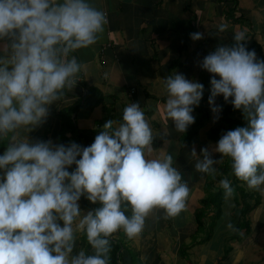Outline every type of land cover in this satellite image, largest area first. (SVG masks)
Segmentation results:
<instances>
[{"label": "clouds", "instance_id": "1", "mask_svg": "<svg viewBox=\"0 0 264 264\" xmlns=\"http://www.w3.org/2000/svg\"><path fill=\"white\" fill-rule=\"evenodd\" d=\"M107 23L95 0H0V142L9 141L0 153V264H110L114 233L138 238L154 209L175 217L188 207L189 181L171 152H155L157 135L139 102H129L121 119H107L87 146L27 135L80 80L85 65L73 53L93 45ZM190 35L196 40L203 33ZM248 39L240 28L233 42L218 43L200 61L216 74L212 111L222 109L215 103L222 95L247 123L225 131L211 151L191 154L195 168L212 175L230 158L232 174L264 192V58L243 43ZM163 87L165 115L185 133L205 86L175 71ZM219 185L226 200L234 195L228 176ZM82 196L97 206L85 211ZM227 227L238 231L231 220Z\"/></svg>", "mask_w": 264, "mask_h": 264}, {"label": "crops", "instance_id": "2", "mask_svg": "<svg viewBox=\"0 0 264 264\" xmlns=\"http://www.w3.org/2000/svg\"><path fill=\"white\" fill-rule=\"evenodd\" d=\"M95 4L106 11L108 23L93 45L73 53L85 65L80 80L49 106L45 123L29 131L28 137L40 139L53 112L79 105L73 117L78 133L86 135L74 141L87 146L95 139L88 132L102 127L107 109L112 119L119 120L129 102H139L157 135L153 140L155 152L174 155L191 192L188 207L178 216L169 217L162 209H154L138 238L129 239L123 230L114 233L113 238L124 244L118 263L135 264L136 258L139 264H233L234 260L235 264H264V192L223 172L226 157L212 175L197 170L196 157L191 154L193 148L198 154L203 147L211 151L228 130L222 117L224 107L233 108L235 116L247 123L242 110L222 95L215 99L222 109L219 113L212 111L208 97L210 79L216 74L203 69L200 61L218 43L233 42L234 32L240 28L247 29L249 39L245 42L255 44L264 58V0H95ZM221 23H227L228 28L219 31ZM196 31L203 33L202 38H191ZM175 71L205 86L201 102L194 108L195 122L185 133L175 131L174 121L166 117L163 107L167 98L163 78ZM91 90L92 96L87 94ZM217 115L219 118L214 119ZM194 124L199 126L191 133ZM59 128L60 120L55 119L48 139L70 143L61 141ZM212 155L218 159L221 154ZM224 176L235 187L234 195L227 200L219 185ZM210 180L213 192L223 191L221 207L217 209L214 203L208 207L200 227L196 214L203 210L201 200ZM79 203L85 211L97 206L85 196ZM229 220L238 231L227 227ZM79 243L83 247L81 239Z\"/></svg>", "mask_w": 264, "mask_h": 264}, {"label": "trees", "instance_id": "3", "mask_svg": "<svg viewBox=\"0 0 264 264\" xmlns=\"http://www.w3.org/2000/svg\"><path fill=\"white\" fill-rule=\"evenodd\" d=\"M243 43H245L248 48L255 49L257 52V55L260 54V50L256 49L255 44L249 45L245 41H243ZM260 56H262V58H263L262 54H260L258 57L260 58ZM91 93H93V90H91L87 94L92 96ZM101 99L102 98H100V100ZM78 108H79V105H75V106H71L68 108L66 107V108H63V109H60L58 111L53 112V114H51L49 119H48L46 129L42 132L40 139L46 140V139H48L49 135L52 134L51 129H52L53 122L55 119L60 120L59 135H60L61 141L68 140L69 142H71V140L74 141L75 138H81V137L85 136L86 132H79L78 133V128L75 124V116L73 117V115H76ZM106 113H107V116H106L107 119L112 118V114L110 113V109H107ZM222 117H223L224 123L228 126V130L233 129L237 126H241V125L246 124L245 122H243L242 120L237 118L235 116L234 109L233 108L231 109L228 106L224 107ZM198 126H199L198 124H194L193 127H191L189 129V131L192 133L194 128H196ZM99 130H100V128H99ZM99 130H95V131L92 130L88 133L96 136V134ZM6 147H7V142L5 140L0 142V153H2ZM222 171L225 172L226 174H230V177L232 179H237L238 181L240 180L232 174L231 162H230V158H228V157H226V163H225V165H223ZM212 185H213V182L210 180L208 182V184L205 186L206 195L201 200V205L203 206L202 207L203 210L196 214V219H197L200 227L203 224L202 222L204 220V217H206L205 210L208 207H211L213 205V203L215 204L217 209H220V207H221V201H222L221 198L223 195V191L219 190L218 192H213L212 191L213 190ZM243 214L244 215L246 214V210H244V209H243ZM246 225L248 227L249 224L246 223ZM81 241H82L83 247H85V248L89 247L88 242L86 240V237H81ZM123 246H124V244L122 241L113 238L110 264H119L118 263V260H119L118 254H119V252H121L120 249ZM134 262H135V264H139V262L137 261L136 258H134Z\"/></svg>", "mask_w": 264, "mask_h": 264}, {"label": "rangeland", "instance_id": "4", "mask_svg": "<svg viewBox=\"0 0 264 264\" xmlns=\"http://www.w3.org/2000/svg\"><path fill=\"white\" fill-rule=\"evenodd\" d=\"M209 223H211V220H210V222Z\"/></svg>", "mask_w": 264, "mask_h": 264}]
</instances>
